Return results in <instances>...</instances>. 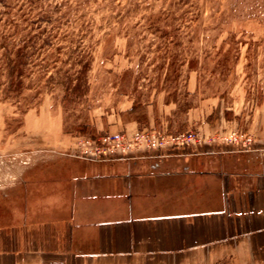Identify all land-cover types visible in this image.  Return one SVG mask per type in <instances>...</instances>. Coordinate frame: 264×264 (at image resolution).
Segmentation results:
<instances>
[{
    "label": "rangeland",
    "instance_id": "374dc122",
    "mask_svg": "<svg viewBox=\"0 0 264 264\" xmlns=\"http://www.w3.org/2000/svg\"><path fill=\"white\" fill-rule=\"evenodd\" d=\"M211 107L223 117L202 129ZM127 114L139 131H199L220 149L246 136L257 147L264 0H0V187L17 178L19 149L135 135L114 128Z\"/></svg>",
    "mask_w": 264,
    "mask_h": 264
},
{
    "label": "crops",
    "instance_id": "0c3cea01",
    "mask_svg": "<svg viewBox=\"0 0 264 264\" xmlns=\"http://www.w3.org/2000/svg\"><path fill=\"white\" fill-rule=\"evenodd\" d=\"M141 127L133 114L114 125ZM214 148L103 162L19 149L17 178L0 187V264H264V131L257 151Z\"/></svg>",
    "mask_w": 264,
    "mask_h": 264
},
{
    "label": "built area",
    "instance_id": "2783aa9c",
    "mask_svg": "<svg viewBox=\"0 0 264 264\" xmlns=\"http://www.w3.org/2000/svg\"><path fill=\"white\" fill-rule=\"evenodd\" d=\"M217 140H220L219 137L209 138L194 130L174 134L153 128H144L132 136L119 132L98 138H81L75 156L96 162L189 157L205 153H219L213 150L202 151L206 147L215 149ZM231 142L234 143L233 148L228 149L233 152L247 153L258 149L253 145V140L250 137L236 136Z\"/></svg>",
    "mask_w": 264,
    "mask_h": 264
},
{
    "label": "trees",
    "instance_id": "16d2710c",
    "mask_svg": "<svg viewBox=\"0 0 264 264\" xmlns=\"http://www.w3.org/2000/svg\"><path fill=\"white\" fill-rule=\"evenodd\" d=\"M18 52H19V50L17 49V50H15V52H14V55H16L17 57H20L19 55H18ZM21 59V58H20ZM9 61H8V64H9V73H10V75H12L13 77L14 76H17V77H22V71L20 70V66H21V64H19V63H17V62H15L14 60H12V59H8ZM17 63V64H16ZM86 69H84L82 72H80L81 74H83V73H86ZM69 84H70V82H69ZM66 86V90H71L72 92H74V93H78V92H80V89H79V87L78 86H76V87H70V85H68V84H66L65 85Z\"/></svg>",
    "mask_w": 264,
    "mask_h": 264
}]
</instances>
